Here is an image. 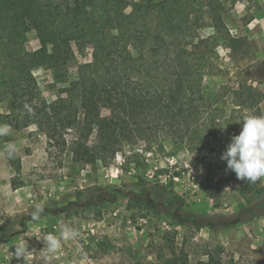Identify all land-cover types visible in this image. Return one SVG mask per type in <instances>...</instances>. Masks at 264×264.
I'll use <instances>...</instances> for the list:
<instances>
[{"label": "rangeland", "instance_id": "rangeland-1", "mask_svg": "<svg viewBox=\"0 0 264 264\" xmlns=\"http://www.w3.org/2000/svg\"><path fill=\"white\" fill-rule=\"evenodd\" d=\"M220 1L225 28L218 30L206 10L200 11V28L215 46L204 83L211 95L222 86L235 94L201 113L208 119L203 127L191 126L190 139L165 140L162 149L149 152L145 170L123 167L118 160L109 165L73 160L74 131L64 147L49 143L34 123L10 126L12 133L0 137V264H44L42 237L58 236L65 224L80 236L63 242L52 264H160L172 250H183L188 264L208 258L264 264V179L239 181L220 159L231 136L241 130L237 121L250 113L264 115V0H231L233 6ZM110 2L95 0L94 16L102 18ZM250 11L255 14L245 22ZM154 19L152 13V28ZM25 22L27 42L36 49V31ZM122 28L117 19L107 38ZM30 67L39 98L51 100L59 68L42 60ZM9 76L7 61L1 59L0 89ZM8 113L7 103L0 102V125H8ZM10 142L19 149L14 159L2 154ZM36 204L45 209L39 221L30 216ZM139 218L145 219L141 225ZM24 241V258L12 256L14 246Z\"/></svg>", "mask_w": 264, "mask_h": 264}, {"label": "trees", "instance_id": "trees-1", "mask_svg": "<svg viewBox=\"0 0 264 264\" xmlns=\"http://www.w3.org/2000/svg\"><path fill=\"white\" fill-rule=\"evenodd\" d=\"M94 1L0 0V60L10 71L0 102L8 105L9 126L34 123L51 144L64 147L76 132L73 160L108 165L118 160L145 170L149 152L162 149L165 140L190 139L191 126L203 127L208 119L200 114L235 94L222 86L211 95L204 83L215 46L200 28V11L219 30L225 28L224 6L220 0H111L97 18ZM117 19L123 28L108 39L106 31ZM26 20L36 31V49L27 42ZM35 60L60 70L53 74L51 100L39 98L30 67ZM172 254L160 264H188L183 250ZM197 264L234 263L208 258Z\"/></svg>", "mask_w": 264, "mask_h": 264}, {"label": "clouds", "instance_id": "clouds-1", "mask_svg": "<svg viewBox=\"0 0 264 264\" xmlns=\"http://www.w3.org/2000/svg\"><path fill=\"white\" fill-rule=\"evenodd\" d=\"M30 111L31 109H29ZM237 122L241 123V130L238 134L231 136L220 159L226 161V170L233 172L237 180L256 183L264 179V115L250 113ZM226 125L220 129H224ZM11 133L10 126L0 125V137L8 136ZM18 151V146L10 142L4 146L2 154L8 159H14ZM44 211L42 204H36L30 213L31 219L39 221ZM79 236L80 232L67 224L60 229L58 236L54 233L44 235L42 237L44 264H52L55 254L61 250L63 242L76 241ZM27 252V242L24 241L16 244L11 253L12 256L19 259L24 258Z\"/></svg>", "mask_w": 264, "mask_h": 264}, {"label": "built area", "instance_id": "built-area-1", "mask_svg": "<svg viewBox=\"0 0 264 264\" xmlns=\"http://www.w3.org/2000/svg\"><path fill=\"white\" fill-rule=\"evenodd\" d=\"M143 222H145V219L144 218H139V222H138V224H143Z\"/></svg>", "mask_w": 264, "mask_h": 264}]
</instances>
